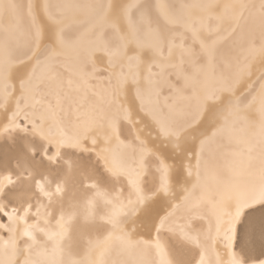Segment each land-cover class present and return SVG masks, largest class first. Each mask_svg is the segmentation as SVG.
<instances>
[{"label": "bare ground", "instance_id": "6f19581e", "mask_svg": "<svg viewBox=\"0 0 264 264\" xmlns=\"http://www.w3.org/2000/svg\"><path fill=\"white\" fill-rule=\"evenodd\" d=\"M102 2L103 3L101 5H98L99 3L94 2L93 0H0V138L4 137V134L6 132L5 131L6 127L4 126L6 122H9L11 124H15L17 122V117L21 114V111H22L21 104H24L29 107V111L34 121L32 117L30 118L32 119V122H33L32 125L35 128V131L29 132L31 130L28 127L29 131L24 132L23 135L21 134V135L13 136L12 140H8L10 138L9 136L5 137V139L3 140H0V169H8V168L10 169V167H15L14 164L16 162L18 163L16 155L18 153L20 154L21 149L30 148V146L32 147L33 145L37 144L36 141L43 142L41 140V137H42L44 138V140H49V142H51L56 153L58 154L60 152L63 153L62 158H61L62 160H66L67 158L72 161H77L76 162L77 164L75 163L76 166L77 167L79 166L80 168H82L84 172L90 173L91 177L97 180L98 182L104 183L105 185H113V184L119 183L120 179L118 180V178L119 177L121 178L123 176L125 177V181L127 179V181L129 182V184L127 183H126L127 185L125 184L126 187L130 184L133 185L137 182L138 175L143 173V171L145 170V167H144V164L141 162L142 159L140 158L139 153L135 151L132 147H129L122 140L120 136V132H123V134L125 135H134L136 132L137 135L141 138L140 142L138 141L140 143L139 145L140 147L148 148V146L149 145L151 146V144L155 145L156 147H160L162 145L164 146L166 142V138H167L166 134H168L169 129L171 127L173 128V126L175 125V124L172 125L171 123L172 122L175 123L174 120L177 121L176 119L171 117L173 113L171 114L170 117H168L169 119L163 118L162 116V107L166 103L165 100H162L163 96L165 95L164 94L162 96V93H163V90H165L169 86V83L173 82V81L170 82V79L172 78L174 79V77L176 76V78H178V81H179L178 83H176L177 84L176 86L174 85L170 88L171 89L170 91L172 92H169V91L166 92V93L172 94L171 102H174L175 104H180L183 107L185 105L187 106V104L189 103L192 104L191 110L193 111V118L196 117L195 119H193L195 121L197 117L202 116L201 114H204L205 110H208L209 107L212 106L211 105L212 99L216 98L220 101L226 98V93L228 92V90L232 92H238L242 90L243 85L245 84L248 76L254 71L253 68L254 67L258 68L264 65V60H263L264 59V36H263V39L261 37V41H259L258 43L256 42V45H252L251 43L252 46L250 45V48L249 49L247 48L248 49L247 51L245 50L246 52L244 53V55L242 57L240 56L241 59L238 57L239 58L238 60L240 61L237 64L236 69L235 70L233 69V72L230 70L232 74H230L229 72V75H228L227 70L223 68L224 67L223 65L225 62L224 60H227L225 58H227L226 55L228 53V49L231 48V47L230 48L228 47V49H226L228 44L230 42H231L230 44L234 43L233 47H235L234 45L237 46L238 44L241 43L240 44L241 46L243 44L242 39H244L246 32L248 36L249 33H252L251 29L252 28L254 29V26L256 28L255 22L258 21V19L259 21L261 19L264 21L263 19L264 15L262 16L264 9L261 11L262 14H259L260 15L259 17L256 16V18H254L255 12L256 14L258 13L257 10L259 8L261 9V6H263L264 4V0H221L220 2H218V0H189L188 4L185 6L182 5L181 8L178 10V12H176L177 10H174L173 0H152V3L155 4L156 10L160 14L161 19L163 20L164 24L169 28V31H168L169 33L165 41L163 40L162 36L157 33L155 34L148 33L147 35L140 34L142 32L141 31L142 27H140L141 24L138 21V19L140 18V15L143 14L142 15L143 19L147 20L146 19L148 16L147 12L150 11V10L148 11L145 9L146 7H149V6H146L144 4L146 7H142L143 5L140 7L138 5L141 2V0H103ZM137 5H138V8L136 9ZM151 7L152 6H150V8ZM53 12L55 13V15ZM154 19H156V17ZM154 19L152 20L153 22H154ZM262 20H261V23H262ZM259 21L257 23H260ZM261 25H264V23H262ZM106 29H109L110 34L112 33L113 36L117 40V44L116 46H114L115 49L114 50L111 49V51L108 48L109 41L107 40L108 39L112 40L113 36L112 38L111 37L107 38L106 35L108 34L107 36H110V34L104 33ZM262 32L264 33V31H261V34L263 35ZM28 35L30 36V39L32 42L31 44L33 45V49L35 51L39 49L41 46H43L46 41L47 42L50 41L48 45L45 44L46 49L43 50L44 51L43 54L48 55L50 53L49 55L52 56L53 59L51 57L50 58L53 61H51L44 67V72H45V73L43 72L44 75H40V73L37 72V70H35L36 68L34 69L33 61L31 59H28L22 63H19V59H21L23 56L22 55L23 53L20 54V52L22 51H20L19 48L24 42V40L26 39L25 37ZM257 38L258 39L256 40L260 39L259 36ZM246 39L248 40V38ZM112 41L114 42L115 40H112ZM186 43L190 45L186 46ZM111 45L113 46V44ZM244 47H246V45ZM244 49L245 48H243V50ZM108 50L111 53H108ZM235 52L236 51H234V53ZM234 53L232 55H234ZM236 53L240 54L238 51ZM98 55L104 56L106 68L109 69V73L106 77L107 83L104 81L105 85L107 86H103L102 82L97 80L98 74H96V72L94 73L95 66L97 65ZM233 59L231 60L233 61ZM47 61H50V60L48 59ZM42 62L39 61L40 64ZM227 68L230 69V67H227ZM100 74L101 73H99V77H101ZM46 77H47V81L45 82L43 78H46ZM175 80L177 82V79ZM38 82L40 83L41 86H43V84L45 83L46 85L48 84L50 87L49 88L50 92L52 90L54 91L60 88L61 86L62 87L67 86L68 88L72 87L73 91L71 92V95H73L74 97L78 99H82L88 93V96L90 97V102H89L90 107L87 108L85 107L84 104L82 103L79 104L76 110L78 111V114L81 117L79 120L75 119L72 122V124L69 122L71 124V128L70 130H67V132L60 131L59 124L57 123L56 120L49 121L48 118L50 117H49V114L47 113V107H48L46 105L47 103L44 102L46 104H39V102H37L38 100H44V99L49 101V98H50V97L48 99L45 98V97H48L45 95L41 96V93L39 96L37 95L38 92H37L36 87L38 85ZM42 89H39L40 92ZM63 89L65 90V88ZM167 89L169 90V87ZM66 94L65 95L63 94V95L66 96ZM231 95H233V93ZM62 96H61V99H62ZM69 97L71 98L72 96H68L67 98L68 100H69ZM252 98L254 99L250 103L249 101L252 100ZM243 99L245 103L247 101L250 103L249 104L250 108L248 107L249 111H247L246 113H241V112L232 113L231 109H227L225 111L222 121L220 122V125L218 127L219 129L216 132L211 133V136H216L219 140L213 142V145L210 144L212 142L209 143L208 141V143L210 144L208 147L214 146L222 153L224 151L223 148L225 147L222 146L224 144H221L223 142H219V141L223 140L227 142V144L229 143L230 145L229 147H227L228 150H226L225 148L227 152V155L225 156V160H224L225 168H223L222 171L218 170L219 173H217L218 174L217 177L216 175H214L215 177L210 176L211 178L208 181L209 186L207 187V189L209 190V193L215 195L214 197L215 201L219 199L224 200V198H226V199H229L231 202L235 203L233 204V206L230 207L231 209H233L232 210L233 212L228 209L229 207L227 208L228 211H230V214L232 212V214L229 215V217L234 215V212H236L242 200V199L240 200V196H238L237 194L239 176L241 175V173L244 172L245 167L247 166L246 164L248 160L252 157L256 149L255 147L256 144L264 140V74L258 77L254 88L251 91H249V93H247V95ZM71 101H74V100H71ZM83 102L85 101L83 100ZM174 103H171V105H168V106L173 107ZM67 104L69 105V103ZM55 106H56L55 113L56 112L59 113V111L63 112V110L60 109L61 106L59 107L58 104ZM222 106L223 105H221V107ZM189 108H191L190 105H189ZM71 109H74V108H70V110ZM181 109L183 108L181 107ZM217 111H218V107H217ZM64 112H67V110H65ZM124 113L127 115L128 118L131 119V122L125 124L123 128L121 129L122 131H119V127L117 125L118 124L117 119ZM248 114L250 116H248ZM34 116H37V118H35ZM69 116L71 117V115ZM181 116H183V114L178 117H181ZM62 117H61V123L63 120L65 121V119H63ZM22 118H24V115ZM204 118L206 119V117ZM187 119L185 118V121H184L185 123L183 122L185 124L184 126H186V122L188 123ZM217 119H218V116H217ZM132 120L134 121L137 120V122L134 123L132 122ZM49 122L54 124L55 128L53 130H49L46 128L45 123H49ZM123 123L125 122H122V125ZM66 128L67 127H65V129ZM186 131L183 133H187ZM203 134L205 135V133ZM86 142H88V145L86 144ZM62 145H66V147H69L70 149H65L64 147L61 148ZM139 146L137 147L139 148ZM88 147L93 148V152L91 154L90 153L87 154ZM202 147H203L202 143H199L194 146V151H193L195 153V156L193 159L194 166L192 167L187 166L188 168L191 169L192 173H194L195 171L194 176L196 177L199 176L198 173L202 174L203 172L202 170H201L202 172H199V170L203 166L201 165L203 163L200 161V154H201ZM218 150L216 152H218ZM208 153H210V151H208ZM34 155L38 156L39 152H36ZM262 155H259V157ZM213 157L215 159L216 155L213 154L211 158ZM262 157H260V159ZM166 158H168V156ZM93 159L98 160L97 163L99 167L94 166L91 163V161L93 162ZM169 159L167 161H169ZM209 159L210 158H208V160ZM260 159L258 158L257 160L260 161ZM129 161H131V163ZM261 161H264V160L261 159ZM216 162L217 161H215L214 164ZM207 163L211 164V162H208V161ZM259 163H262V162H259ZM161 164L163 165V163ZM161 164L159 167H162ZM182 165H183L182 163L177 165L178 167L177 170L181 171L182 168L184 167ZM214 167H216V165ZM217 167H218V164H217ZM207 168L206 170L208 171ZM211 169H213V167H211L210 170ZM164 171H166V169ZM255 171H256V166H255ZM160 172H162V168ZM163 172L161 174L166 173V172L165 173ZM176 173L178 172L176 171ZM203 174L206 175L205 173ZM257 174H259V172H257ZM179 175L180 174H178L177 176ZM209 175H213V174L211 173ZM261 175L263 176V174ZM167 177H169V175H167ZM253 178H255V176ZM253 178H251V180ZM261 179L263 180L264 178L262 177ZM116 180H118V182ZM259 182L260 181H258L257 183ZM250 183H255V182H250ZM263 183L261 182V184ZM135 188L137 189L138 187L136 186ZM199 188L200 187H198L197 189ZM261 188H264V187H261ZM261 188L259 187V190ZM251 190L249 191L251 192ZM259 190H254V192L259 191ZM198 192H201L200 189ZM256 193L253 194V197L257 195ZM198 195L196 196L198 197ZM8 198L9 200L14 201V194L9 193ZM203 198L204 196L201 199ZM201 199L199 198L198 200H201ZM207 199L205 198V200ZM188 200L190 201L189 198ZM247 200L248 199L246 196L245 201ZM189 201H187L186 203H188ZM249 201H251V198L250 200H248V202ZM193 203H194V200H193ZM208 206L212 207V205H209V203H208ZM188 207L189 206H187L186 209ZM192 207H190V209H192ZM244 208L241 210H244ZM197 209L194 208L192 212ZM204 210L207 213L206 208H204ZM187 211L188 209L184 212H187ZM199 211H197L198 215L200 214V212H202V211L200 212ZM59 212H60V215L66 218L71 228L76 227L77 225L76 216L77 215L75 212V207L71 209L68 205H66V207L61 206L59 209ZM212 212L215 213L214 211ZM187 213H185V215ZM189 214L191 216V213ZM0 215L3 216L5 219L9 217V215L6 214L2 210H0ZM192 215L195 216L194 214ZM205 215L208 216V213ZM215 215L213 214V216ZM207 216H204V217L207 218ZM211 216L209 217L211 218ZM194 218L197 220V217H194ZM209 219H206L207 222L211 221V219L210 220ZM213 219H216V218H213ZM222 219L223 218H221V221ZM10 220H11L10 222L8 223L3 222L2 224L5 228L7 227L8 230L6 232V237H4L3 235L2 237H0V264H12L16 246L17 247L18 245L20 246L19 238L22 236L31 235V230H30L31 228L29 229L28 227L23 226V225H27L26 223L24 224L22 221L15 220L14 218H10ZM224 220L226 224L223 222L224 224L222 223V225H225V227L228 228L229 225L230 226L232 225V223L228 224L229 222L227 221V218L223 219V221ZM204 222L206 221L204 220ZM213 223L214 222H212L211 224ZM201 224H198V225L201 226ZM210 227H213V226H210ZM232 227H234V225ZM87 228H88V232L90 233L91 226L88 225ZM215 228L217 229L218 227H215ZM215 228L213 227L212 229L215 230ZM230 228L231 227H229V229ZM231 230L232 229H230V232ZM209 231L211 230H208L207 232ZM219 231L222 232V230H219ZM209 233H213V232H209ZM214 234H218V233L216 232ZM225 234L226 233H223L221 234V236ZM33 236H38V235H36L35 233V235ZM215 236L214 238L217 237ZM223 237H226V236H223ZM217 238L215 240H217ZM230 238H232L231 235H230ZM195 239L197 238H194V241H196ZM208 239H210V237ZM222 240L220 241L222 242ZM53 241L54 242H51V244L55 243L56 240H53ZM216 242H212V243L214 244ZM231 242L233 243V241ZM206 243L208 244V242ZM212 243H210L209 245H212ZM223 243L222 245L224 247L225 244ZM22 244L24 245V242L21 243V246ZM28 244H30V242ZM226 244L227 246L225 247H228V245H230L228 242ZM55 245L53 249H55ZM197 245H199L198 242H197ZM203 245L205 244H202V248H203ZM213 246L214 245H212L211 247H207V248L209 249V248H212ZM219 246L222 247L221 244ZM223 247L220 249L223 250ZM165 248H166L165 250H167L166 251L167 253L163 251L166 254L162 253L164 254V258L163 257L162 258L165 259L167 264H186L185 258L180 257L178 252L169 251L167 249V246ZM212 249L215 250V248H212ZM225 249L223 251H225ZM228 249L230 250V248H227L226 250ZM22 250H21V253H24V251L22 252ZM209 251H212V254L214 253L213 250H209ZM230 251H229V254H231ZM206 252H208V250ZM221 252L220 254H223ZM227 252L224 253L225 258L228 257L227 255H225ZM208 253H207V256H209ZM54 254H55V251H54ZM20 256L18 255V258ZM200 256L204 257L201 254ZM132 257H131V264L134 259V258L132 259ZM220 257L224 258L223 256H220ZM229 257L231 256L229 255ZM49 258L51 259L52 257H49ZM199 258L200 257H198V260ZM216 258H218V256ZM222 258L220 259L222 260ZM225 258L223 259V261L227 263L228 260L226 261ZM20 261L21 260H19V262ZM51 261L45 262V263L50 264ZM223 261H222V264H225L223 263ZM54 262L55 261H53V263ZM138 262L139 261L137 260V263ZM21 264H24V263H21Z\"/></svg>", "mask_w": 264, "mask_h": 264}, {"label": "rangeland", "instance_id": "374dc122", "mask_svg": "<svg viewBox=\"0 0 264 264\" xmlns=\"http://www.w3.org/2000/svg\"><path fill=\"white\" fill-rule=\"evenodd\" d=\"M93 1L99 3L98 5H101L103 3L102 2L103 0H93ZM220 1L221 0H218V2H220ZM188 2H189V0H173L174 10H177L176 12H178V10L181 8V6L187 5ZM144 4L146 6H149V7H146ZM138 5L140 7L143 5L142 7H146L145 8L146 10H148V11L150 10L149 12H147V14H148L147 18L145 16V18L147 20L143 19V16H142L143 14L140 15V18L138 19V21L141 24L140 27H142L141 28L142 32L140 34L147 35L148 33H153V34L157 33V34L161 35L163 40L165 41V39L169 33L168 32L169 28L164 24L163 20L161 19L160 14L156 10L155 4L152 3V0H149V1L148 0H141V2ZM138 5L136 6V9L138 8ZM150 6H152V7L150 8ZM263 9H264V4H263V6H261V9L259 8L257 10L258 11L257 14L255 12V17L254 16L253 17L254 18H256V16L259 17L260 16L259 14H262L261 11ZM134 10H135V8H134ZM54 15H55V13H54ZM263 15H264V12H263L262 16ZM138 17H139V15H138ZM150 17H152V18H150ZM155 17H156V19H154ZM253 17H252V19H253ZM157 18H159V19H157ZM153 19H154V22L152 21ZM149 20L151 21V23ZM157 20H159V21H157ZM261 20L259 21V19H258V21L260 23H257L258 21H256L255 22L256 28L254 26V29L253 28H252L253 30L251 29V32L254 33L255 35L248 32L249 33L248 36H250L252 34L250 37H248L247 32H246L244 39H242V43L244 44V46L246 45V47H244L243 44L241 45L243 47H241L240 46L241 43H240L237 46L234 45L236 47L235 48V47H233L234 43L230 44L231 42L229 44L232 46H230L228 44V46L226 47V49H228V47L229 48L231 47L230 49H228V53L226 55L227 58H225L227 60H224L225 62L223 65L224 66L223 68L225 70H227L228 75H229V72H230V74H232L233 69L234 70L236 69L237 64L240 61L238 59L239 58L241 59V57L244 55V53L250 48L251 43H252V45H256V42L258 43L259 41H261V37L263 39L264 33L262 32L263 33V35H262L261 31H264V25H261V24L264 23V21L262 20V23H261ZM146 21L148 24L146 23ZM155 21H156V23H155ZM143 23H144V25H143ZM151 24L154 26H152ZM258 26H260V27H258ZM109 31H110L109 29H106L104 31V33L110 34ZM69 34H70V32H69ZM106 34H104V35H106ZM107 35H106L107 38L108 37L112 38V36H113L112 33L110 34V36H107ZM260 35H262V36H260ZM28 36L25 37L26 39L24 40V42L22 43V45L19 48V50L22 51V52H20V54L23 53L22 58L19 59V63H22L25 60L31 59L33 61L34 69L36 68L35 70H37V72H39L40 75H44V73H45L44 67L48 63L53 61L52 56L49 55L50 53L48 54L49 56L46 54H43V52H44L43 50L46 49V45H48L50 41L49 42L46 41L45 42L46 45L44 44L45 47L43 45V46H41L42 48L40 47L39 49H37L35 51L33 49V45L31 44L32 42H31L30 36L29 37ZM258 36L260 39L256 40V39H258L257 38ZM113 38H115V37L113 36ZM113 38H112V40H115L114 42L112 40H109V39L107 40V41H109L108 44L110 46L108 45V48L110 51H111V49L114 50L115 49L114 46H116V44H117L116 38L115 39H113ZM246 38H248V40ZM248 41H250V42H248ZM247 42H248V44L249 43L250 44L248 45ZM29 44H30V46H29ZM111 44H113V46ZM188 45H190V44L186 43V46H188ZM243 48H245V49L243 50ZM232 49L236 52L238 51L240 54H237L236 52L234 53V51ZM240 49L242 50V52ZM109 50H108V53H111V52H109ZM37 53H38V55H37ZM41 53L43 54V56ZM233 53H234V55H232ZM44 55H45V57H44ZM230 57H231V59L234 58L233 61L230 59ZM47 58L50 61H47L48 60ZM103 58H104V56H100V55L97 56V65L98 66L97 65L95 66L94 73L96 72V74H98L97 80L102 82L103 86H107V85H105V82L107 83L106 77L109 73V69L106 68L105 58L104 59ZM42 60H43V62H42ZM39 61H41L42 63L40 64ZM44 61L46 62V64ZM101 63H103V64H101ZM202 63H203V61H202ZM226 66L230 67V69L227 68ZM253 70L254 71L256 70V71L255 72L253 71L248 76L245 84L243 85V88H242L243 91L240 90L242 92H240V91L232 92V91L228 90V92L226 93L225 99H222L220 101L216 98L212 99L211 105L213 107L211 106V107H209L208 110H205L204 114H201L202 116L197 117V119L195 121L193 119H195L196 117L193 118V111L191 110L192 104H190V103L187 104V106H188V108H187L186 105L183 107L180 104H175L174 102H171L172 101L171 100L172 94L166 93V92H168V91L172 92V91H170L171 90L170 88L174 85L176 86L177 85L176 83H178L179 81H178V78H176V76L174 77V79L173 78L170 79V82H172V81L173 82L169 83V86H168L169 90L167 89L168 88L167 87L166 88L167 90L166 89H165L166 91L163 90V93H162V96L165 94L163 96L162 100H165L167 103V104L165 103L164 106L162 107V116H163V118L167 119L173 113L171 117H173L177 121L180 120L179 121L180 123L181 122L183 123L185 121V118L187 119L189 117L187 119L189 124L186 122V126H184L185 122L183 124L182 123L180 124L179 122L174 120L175 123L172 122L171 123L172 125H174V124L177 125L178 123L179 124L177 126L174 125L173 128L171 127L169 129L168 134H166L167 135L166 136L167 137L166 142H165L164 146L162 145L160 147H156L153 144H151V146L149 145L148 148L147 147L146 148L140 147L139 142H140L141 138L137 135L136 132L134 135H125V134H123V132H120V136H121L122 140L129 147H132L135 151H137L139 153V156L142 159L141 162L144 164V167H145V170L143 171V173L138 175V180L133 185L130 184L126 187V185L129 184V182L127 181V179H126V181H127L126 182L125 177H123V176L121 178L120 177L118 178V180L120 179L119 183H116L113 185H105L104 183L98 182L97 180H95L94 178L91 177L90 173L84 172L82 170V168H80L79 166L77 167L76 166L77 161H72V160L67 159V158H66V160H62L61 158H62L63 153L62 152H60L59 154L56 153L51 142H49V140H44V138H42V137H41V140L43 142L36 141L37 144L33 145L32 147L30 146V148L21 149L20 154L18 153L16 155L18 163L16 162L14 164L15 167H10V169L9 168L8 169H0V197H1L0 198V203H1L0 210L4 211L6 214L9 215V217L7 219H5L3 216L0 215V221H1L0 222V227H1L0 228V237H2V235L4 237H6V232H7L8 228L7 227L5 228L2 224H3V222H6V223L10 222L11 221L10 218H14L15 220L22 221L24 224L25 223L27 224V225H23L24 227H28L29 229L31 228L30 229L31 230L30 236L26 235V236H22L19 238L20 246L19 245H18V247L16 246V250L14 252L12 264L13 263L17 264V262H18V264H21V263H24V264H47L45 262H49L52 259H54V260H52L50 262V264L51 263L52 264H54V263H56V264H131V257L132 256H134V257H132V259L134 258L133 262L136 261L135 263L132 262V264H140L141 261H142L141 264H164V263L167 264L165 259H163L164 254L167 253L166 252L167 250H165L166 246H167V249L169 251L178 252L180 257H184L186 260V264H222V261L225 258L224 253L229 250V249L226 250L227 248H230L231 251L230 250L229 251L231 254H229V251H228L227 252L228 254L226 253L225 255H227L228 257L230 255L231 257L228 258L226 256L227 257V258H225L226 261L227 260L228 261L230 260V261L229 262L227 261V263L223 261V263H225V264H264V188H261V187H264V185H263L264 179L263 180L261 179L262 177L264 178V172H263L264 171L263 170L264 169L263 168L264 167V164H263L264 161H261V159L264 160V152H262V151H264V145H263L264 140L259 142L260 144L259 143L256 144V146H255L256 149L253 153L254 156L252 155V157L248 160V162L246 164L247 166L245 167L244 172L241 173V175L239 176V184L237 186V194H238V196H240V200L241 199L242 200H241V204L239 205L238 209L236 210V212H234V215L230 216L231 218L229 217V215L232 214L233 209H231L230 207L233 206V204H235V203L231 202L229 199H226V198H224V200L219 199V200L215 201V199H214L215 195L210 194L209 190L207 189V187L209 186L208 181L211 178L210 176L215 177L214 175H216V177H217L218 176L217 173H219L218 170L222 171V169L225 168L224 167V163H225L224 160H225V156L227 155L226 150H228L227 147L230 146L229 143L227 144V142L220 140L219 142H223L221 144H224L225 146L224 145H222V146L226 148V150H225V148H223L224 149L223 153L221 151H219L217 148H215L214 146H211L212 149H211V147H208L210 144L213 145V142L219 140L216 136H211V133L216 132L219 129L218 127H219L220 122L222 121L223 116L225 114V111L227 109H231L232 113H234V112L235 113H238V112L246 113L247 111H249L248 110L250 108L249 104L253 101L254 98H252V100L249 101L250 103L248 101L245 103L243 98L247 95V93H249V91H251L254 88V86L256 84V80L258 79V77H260L264 74V65H262L261 67H258V68L254 67ZM99 73H101L100 74L101 77H99ZM104 75H105V77H104ZM175 79H177V82ZM43 80L46 82L47 77L43 78ZM37 87H36V89H37V92L39 93V94L37 93L38 96L41 93V96L42 95L48 96V97H45L47 99L50 97L49 101L44 99V100H38L37 102H39V104H46L47 103L46 104L48 106L47 107V113L49 114V117L52 118V119H50V118H48V119H49V121L56 120L57 123L59 124L60 131L67 132V130H70L72 122L75 119H77V120L80 119L81 116L78 114V111L76 110V108L79 106L80 103L84 104L85 107H87V108L90 107V104H89L90 97L88 96V93L82 99H78V98L74 97L73 95H71V92L73 91L72 87L68 88L67 86H65V87L61 86L60 88L57 87L58 89H56L54 91L52 90L51 92L49 91V88H50L49 85L48 84L46 85V83L43 84V86H41L40 83L38 82ZM63 88H65V90ZM250 88H252V89H250ZM39 89H42L41 92ZM69 90H70V92H69ZM247 90H249V91H247ZM42 91H44V92H42ZM60 92L62 95L63 94L65 95L66 92L69 95L66 94V96H64V95L62 96L60 94ZM231 92L233 93V95H231L232 94ZM47 94H49V95H47ZM61 96H62V99H61ZM68 96H72L73 98L69 97V100H68L67 99ZM64 97H65V99H64ZM51 99H53V100H51ZM57 99H58V101H57ZM71 100H74V101H71ZM83 100L85 102H83ZM168 100H169V102H168ZM233 100H235V101H233ZM63 101H64V103H63ZM70 101H71V103H70ZM44 102H46V103H44ZM237 102H238V104H237ZM67 103H69V105ZM171 103H174L173 107L168 106V105H171ZM57 104L59 105V107L60 106L62 107V108L60 107V109L63 110V112L65 110H67V112H64L66 114H64L62 111H59V113H57V112L55 113V111H56L55 105H57ZM88 104H89V106H88ZM189 105L191 108H189ZM221 105H223V106L221 107ZM21 106H22V111H21V114L17 117V122L15 124H11L9 122L5 123L4 126L6 127V129H5L6 132L4 134V137L0 138V140L5 139V137H7V136L10 137L8 140H12L13 136L21 135V134L23 135L24 132L29 131V128L31 130L29 132L35 131V128L32 125L33 117L29 111V107L24 105V104H21ZM63 106L66 108H64ZM181 107L183 109H181ZM217 107H218V111H220V112L217 111ZM70 108H74V109L70 110ZM185 108L187 110L188 109L189 110L187 111ZM174 109H176V110H174ZM185 110H186V112H185ZM24 111H25V113H24ZM187 113H189L190 115ZM217 113H218V115H217ZM58 114L61 117L63 116L62 118L65 119V121L62 119L63 121L61 123V117ZM182 114L184 116V118H183V116H181L183 120L181 119V117H178ZM23 115H24V118H22ZM69 115H71V117ZM191 115H192V117H191ZM25 116H26V118H25ZM217 116H218V119H217ZM248 116H250V115L248 114ZM30 117H32V119ZM34 117L37 118V116H34ZM177 117H178V119H177ZM204 117H206V119L207 118L208 119L206 120ZM30 119H31V121H30ZM33 121H34V119H33ZM122 122H125V123H123V125H122ZM130 122H131V119L128 118L125 113L122 114L120 117H118V119H117L118 124L117 125L119 127V131H122L121 129L123 128V126L127 123H130ZM132 122L135 123V122H137V120H135V121L132 120ZM24 123H25V125H24ZM192 123H194V124H192ZM28 124H29V126H28ZM30 125H31V127H30ZM45 125H46V128L49 130H53L55 128L54 124L51 122L45 123ZM64 126L67 128L65 129ZM179 126H181V127H179ZM182 127L184 128V130ZM185 131L187 133H183ZM203 133H205V135ZM199 136H200V138H199ZM135 141L137 142V144ZM171 141H172V143H171ZM208 141H209V143L210 142H212V143L209 144ZM178 142H180V143H178ZM199 143L203 144L201 154H200V161L203 163V164H201L203 166L201 167L199 172L203 171L202 174L205 173L206 175L203 174V176H202L201 173H198L199 176L196 177V176H194L195 171H194V173H192L191 169L188 168L187 166H191V167L194 166V160H193L194 156H195V153L193 152L194 146L199 144ZM86 144L88 145V142H86ZM189 145H190V147H189ZM137 146H139V148ZM63 147L65 149H70L69 147H66V145L61 146V148H63ZM208 148H209V150H208ZM261 148H262V150H261ZM49 149H51V150H49ZM142 149L144 152L142 151ZM148 149L150 150V152ZM217 150H218V152H216ZM161 151H163V152H161ZM208 151H210V153H208ZM36 152H39L38 156L34 155ZM92 152H93V148L88 147L87 154H89V153L91 154ZM140 154L142 155V157ZM213 154L216 155L217 158L216 157H215V159H214V157L211 158L213 156ZM165 155H166V157L168 156V158H166ZM178 155H180L181 157ZM259 155H262L263 157L260 156V157H262L260 159ZM151 156H153V157H151ZM208 156H210V157H208ZM257 156L260 159V161L257 160L258 159ZM207 157L210 158L209 159L210 161L208 160ZM218 157H220V158H218ZM127 158H128V156H127ZM188 158H189V160H188ZM97 159H93V162L91 161V163L94 166L99 167L98 163H97L98 162ZM168 159H169V161H167ZM180 159H181V161H180ZM202 160H204V161H202ZM218 160H219V162H218ZM159 161H160V163H159ZM207 161L211 162V164L207 163ZM215 161H217L216 163L218 164L219 168L217 167L216 163L214 164ZM129 162L131 163V161H129ZM259 162H262V163H259ZM130 163H129V165H130ZM161 163H163V165ZM181 163L183 164L182 166H184V167L182 168L181 171H179V170H177L178 169L177 165H179ZM160 164L162 167H159ZM219 164H220V166H219ZM257 164H259V165H257ZM260 164L263 166H261ZM215 165H216V167H214ZM206 166L209 168H207ZM210 166L213 167L214 171H213V169L210 170V168H211ZM255 166H256V171H255ZM252 167H253V169H252ZM257 167H258V169H257ZM161 168H162V172L166 169V171L163 172V173L166 172L165 174H161L162 173V172H160ZM206 168L208 169V171L206 170ZM173 170H175V171H173ZM176 171L178 173H176ZM167 172H168V174H167ZM257 172H259V174L261 172V174H263V176L261 174H260L261 175L260 176L259 174H257ZM211 173L213 175H209ZM178 174H180V175L177 176ZM254 174H256V175H254ZM167 175H169V177H167ZM201 176L203 177V179ZM254 176H255V178H253ZM162 177H164V178H162ZM251 178H253V179L251 180ZM179 179H181V180H179ZM254 179H255V181H254ZM118 180H116V181L118 182ZM124 181H125V183H124ZM187 181H189V182H187ZM258 181H260L259 182L260 184L257 183ZM250 182H255L256 184L250 183ZM261 182L263 184H261ZM250 184H252V185H250ZM136 186L138 187L137 188L138 191L135 188ZM198 187H200L199 189L201 192H198L199 191V189H197ZM257 187H258V189H257ZM259 187L261 188L260 190H259ZM202 189H203V191H202ZM251 189H253V190H251ZM249 190H251V192ZM254 190H259V191H256L257 192L256 193V192H254ZM197 192L199 193L200 196L198 195ZM252 192L256 193L257 195H255L253 197L254 193H252ZM9 193L14 194V201L9 200V198H8ZM136 193H138V194H136ZM180 193H181V195H180ZM195 193H197V194H195ZM251 194H252V196H251ZM196 195H198V197ZM203 196H204V198L201 199ZM246 196H247L248 200H250V198H251V201H249V202H248V200L245 201ZM187 197L190 199V201L188 200ZM199 198L202 201L198 200ZM205 198L206 199L208 198V199L205 200ZM186 199H187V201L190 202V203L189 202L188 203L191 204L192 206H194L195 204L199 205L203 202H205V203H203L204 205L203 204L199 205V207H198V205H197V207H196V205L194 207H192L191 205L186 203L187 202ZM191 199L194 200V203H193V200H191ZM195 200H197L198 202ZM210 200H212V201H210ZM199 201H201V202H199ZM216 202H218V203H216ZM246 202H247V204H246ZM64 203H66V204H64ZM208 203H209V205H212V207H209ZM212 203H214V204H212ZM184 204L186 205V207L189 206L187 208L188 209L187 212L191 213V216L189 213L184 212L187 210ZM5 205L8 207H6ZM66 205H68L71 209L73 207H75V212L77 215L76 216L77 225L74 228H71V226L68 224L66 218L64 216L60 215V212H59L60 207L61 206L66 207ZM202 205L204 206V208H206L208 216L205 215L207 213L204 210ZM206 205H207V207H206ZM200 206H202V207H200ZM190 207H192V209H190ZM208 207H209V209H208ZM194 208L195 209L199 208V209L192 212V210H194ZM227 208L230 211H232L231 214ZM234 208H235V206H234ZM243 208H244V210H241ZM216 209H217V211H216ZM10 210L12 212L13 211L14 212L12 213ZM199 210L202 212H200ZM197 211L200 212L199 215H198ZM203 211H205V212H203ZM212 211H214L215 213H213ZM196 212H197V214H196ZM116 213H118V214H116ZM185 213H187V214L185 215ZM212 213L214 215L216 214L217 216L216 215H215L216 217L213 216ZM192 214H194V215L196 214V215L193 216ZM211 214L213 217L211 216ZM218 215H220V216H218ZM239 215H241V216H239ZM204 216H207V218H205ZM209 216H211V218ZM194 217H197V220ZM3 218H4V220H3ZM209 218L211 219V221H209L210 220ZM213 218H216V219H213ZM221 218H223V219L227 218V221L229 222L228 224L232 223L231 226L229 225V227H231L230 229H232L231 230L232 233L230 232L229 227L227 228V227H225V225H222L223 222L225 224H226V222H225V220L223 221V219L221 221ZM200 219H201V221H200ZM206 219H209L208 221L210 223L207 222ZM204 220L207 223L204 222ZM212 222H214L213 223L214 225L211 224ZM216 222H217V224H216ZM220 222H221V224H220ZM205 223H206V225L207 224L208 225L206 226ZM198 224H201V226ZM209 224H210V226H213L214 228L215 227H218V228L217 229L215 228V230H214V229H212L213 227L209 226ZM241 224H243V225H241ZM88 225L91 226V232L90 233L88 232V228H87ZM233 225H234V227H232ZM32 227H34V228H32ZM35 227H36V229H35ZM224 228H226V229H224ZM218 229L222 230V232L219 231ZM227 229H229V230H227ZM234 229H235V231H234ZM208 230H211L209 232H213V233L207 232ZM216 232L218 234H214ZM220 232H221V234L226 233L225 235H223L226 237L221 236ZM35 233L38 236H33V235H35ZM207 235H209V236H207ZM212 235H213V237H212ZM215 235L219 238H217ZM227 235H228V237H227ZM230 235L233 239L230 238ZM214 236L217 238V240H215L216 238H214ZM35 237L37 238V240ZM209 237H210V239H208ZM194 238H197V239H195L196 241H194ZM218 239H219V241H218ZM230 239H231V241H233V243L230 241ZM53 240H56V241H55V243L51 244V242H54ZM200 240H202V241H200ZM220 240H222V242ZM225 240H226V242H225ZM229 241L231 242V244ZM23 242H24L25 246L23 244L21 246V243H23ZM29 242H30V244H28ZM197 242L200 245V247H199V245H197ZM206 242H208V244ZM212 242H216L217 244L216 243L213 244ZM227 242L230 245H228V247H225V246H227V244H226ZM210 243H212V245L215 246V247L214 246L212 247V248H215V250L212 248H209V249L207 248V247L212 246V245H209ZM222 243L225 244L224 247H223ZM202 244H205V245H203V248H202ZM220 244L223 247V250L226 248L225 251L220 249V248H222L219 246ZM54 245H55V249H53ZM216 246H217L218 250H217ZM229 246H231L232 249ZM21 250H22V252L24 251V253H21ZM207 250L210 253L206 252ZM209 250H213V252L215 253V254L214 253L213 254L215 256L212 254V251H209ZM54 251H55V254H54ZM163 251L166 253H164ZM220 252L223 254H220ZM162 253H164V254H162ZM207 253L210 257L207 256ZM17 254L19 256L21 255L20 256L21 258L19 257L20 259L18 258ZM24 254H25V256H24ZM200 254L203 255L204 257L200 256ZM182 255H184V256H182ZM196 255H197V257H196ZM211 255H213V256H211ZM219 255L223 256L224 258L220 257ZM167 256H168V254H167ZM217 256H218V258H216ZM15 257H17L18 259ZM49 257H52V258L50 259ZM198 257H200L199 260H198ZM220 258H222V260ZM19 260H21V261L19 262ZM137 260L139 261L138 263H137ZM53 261H55V262L53 263Z\"/></svg>", "mask_w": 264, "mask_h": 264}]
</instances>
